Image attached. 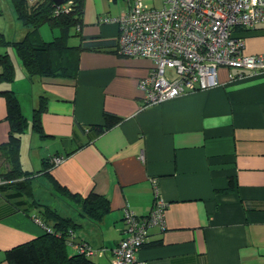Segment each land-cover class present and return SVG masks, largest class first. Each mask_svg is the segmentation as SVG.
I'll use <instances>...</instances> for the list:
<instances>
[{"label":"crops","instance_id":"1","mask_svg":"<svg viewBox=\"0 0 264 264\" xmlns=\"http://www.w3.org/2000/svg\"><path fill=\"white\" fill-rule=\"evenodd\" d=\"M159 1L154 6L143 0L151 7H160ZM131 3L84 0L81 33L115 38L118 23L101 17H118ZM2 5L0 18L7 13L14 28L6 34L0 20V31L20 39L24 27L9 0ZM236 34L244 39L243 52L264 53V22L238 28ZM7 50L16 66L12 81L0 80V144L9 134L2 91L15 92L30 123L38 97L45 95L44 135L32 123L24 130L30 141L21 135L20 161L32 172L34 197L75 221L69 254L76 252V243L87 242L104 249L91 256L96 264H112V249L124 235V210L146 215L157 189L164 219L148 228L147 242L137 252L145 264H264V74L231 80L228 71L234 70L219 67L218 85L143 105L139 81L153 66L149 58L82 50L75 77L30 79L13 50ZM28 95L32 107L24 112L21 98ZM105 111L121 120L97 132L94 126L104 123ZM8 168L0 152V172ZM48 175L73 193L107 197L109 210L99 221L81 216L55 194ZM40 185L42 193L35 189ZM36 213L21 210L0 193V264H8L3 250L45 233Z\"/></svg>","mask_w":264,"mask_h":264},{"label":"built area","instance_id":"2","mask_svg":"<svg viewBox=\"0 0 264 264\" xmlns=\"http://www.w3.org/2000/svg\"><path fill=\"white\" fill-rule=\"evenodd\" d=\"M101 20L118 23V53L153 62L139 81L143 105L218 85L219 67L234 70L228 71L231 80L264 74V53L243 52L244 39L236 34L238 28L264 22V0H161L160 7L132 0L118 17ZM164 206L155 189L146 215L124 210V235L112 249V264H145L137 252L147 241L148 228L163 223ZM75 247L89 256L104 252L82 242Z\"/></svg>","mask_w":264,"mask_h":264},{"label":"trees","instance_id":"3","mask_svg":"<svg viewBox=\"0 0 264 264\" xmlns=\"http://www.w3.org/2000/svg\"><path fill=\"white\" fill-rule=\"evenodd\" d=\"M9 2L14 18L25 30L20 39L9 38L0 31V48L4 49L0 52L2 81L10 82L15 75V66L9 56L8 48L13 50L30 79L72 78L77 73L78 57L82 50H117V36L110 39L86 38L81 33L84 24V0H68L59 5L52 0H9ZM45 24L58 31L51 40L42 37L39 28ZM72 36L78 38V43L69 44V38ZM2 93L5 94L6 99L9 134L7 141L0 144V152L9 168L0 172V178L4 180L0 184V193L27 213L36 209L35 217L45 229L44 234L3 250L4 259L8 264H96L89 255L78 251L73 254L67 252V244L70 243V237L76 226L75 221L34 197L32 172L24 170L20 161L21 133L27 125V119L15 92L12 89H5ZM46 100L45 95H40L32 110V127L40 135H44L40 119L46 107ZM120 120V116L105 111L104 123L95 125L94 128L100 132ZM46 168L47 165H43V169ZM48 178L55 194L69 202L81 216L99 221L109 210L107 197L94 191L82 196L71 192L51 175H48Z\"/></svg>","mask_w":264,"mask_h":264},{"label":"rangeland","instance_id":"4","mask_svg":"<svg viewBox=\"0 0 264 264\" xmlns=\"http://www.w3.org/2000/svg\"><path fill=\"white\" fill-rule=\"evenodd\" d=\"M149 4L151 5H159V0H146ZM0 4L2 5V0H0ZM3 8H4V4L2 5ZM0 20L2 21V23H5L6 26L4 27V29H6V34H10L12 33V30L14 28V25L12 24V22L10 21L9 17H8V14L7 13H4L3 16L0 18ZM40 31H41V34H42V37L45 39V40H51L56 34H57V29H52L50 28L49 26H47L46 24L45 25H42L40 28ZM76 43V37L75 36H72L69 38V44H75ZM14 57H12L13 59ZM15 61V60H14ZM15 65V64H14ZM16 66V65H15ZM224 68H227V67H224ZM228 69V68H227ZM17 72V71H16ZM17 75V73H16ZM33 102V101H32ZM35 102V101H34ZM21 103H22V106H23V111L25 112V110L27 108H29L31 110V107H32V103H31V99L29 98V95L24 97V98H21ZM29 126L31 127V123L30 122H27V125L25 127V129H29ZM24 129V130H25ZM21 135H23V141L26 140L28 143L30 141V133L27 134L25 133V131L23 133H21ZM21 150H20V160L22 157V154H21ZM36 191L38 192H44V186L43 185H40V186H36L35 187ZM46 198V196H44ZM51 203L54 204V206H56L61 212H63V206L61 204H59L58 201H52Z\"/></svg>","mask_w":264,"mask_h":264},{"label":"water","instance_id":"5","mask_svg":"<svg viewBox=\"0 0 264 264\" xmlns=\"http://www.w3.org/2000/svg\"><path fill=\"white\" fill-rule=\"evenodd\" d=\"M55 4H62V3H64V2H66V1H68V0H52Z\"/></svg>","mask_w":264,"mask_h":264}]
</instances>
